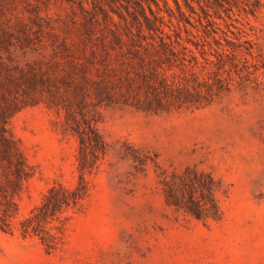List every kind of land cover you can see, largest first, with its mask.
I'll list each match as a JSON object with an SVG mask.
<instances>
[{"label":"rangeland","instance_id":"rangeland-1","mask_svg":"<svg viewBox=\"0 0 264 264\" xmlns=\"http://www.w3.org/2000/svg\"><path fill=\"white\" fill-rule=\"evenodd\" d=\"M178 1L194 26L198 15L204 21L195 1L188 0L198 15ZM251 1L228 0L224 10L201 2L222 30L232 22L255 42L254 58L243 48L234 59L241 70L226 65L231 68L229 89L200 106L168 102L148 109L143 88L127 92L119 70L102 84L111 102L98 101V87H84L81 73L75 74L78 60L61 57L65 43L79 49V62L87 61L83 53L94 60V49L115 64L118 56L110 50L115 40L108 28L125 42L126 33L137 32L133 15L140 14L133 0H0V124L31 172L15 196L13 221L54 183L72 187L83 173L89 192L79 210L64 212L70 215L64 242L50 252L37 236L23 237L18 224L12 233L0 229V264H264V0L254 14L245 5ZM158 2L161 11L154 3L151 7L168 24L163 1ZM167 2L179 18L174 1ZM145 11L150 16L146 6ZM183 24L182 42L203 61L186 41ZM230 29L237 32L233 25ZM228 36L234 42L244 39ZM243 57L249 59L248 77ZM90 76L96 78L95 69ZM84 118L107 150L96 157L88 154L93 165L82 171L84 147L70 125L73 120L84 125ZM186 168L208 172L219 182L214 192L219 218L197 219L166 203L163 180Z\"/></svg>","mask_w":264,"mask_h":264},{"label":"trees","instance_id":"trees-1","mask_svg":"<svg viewBox=\"0 0 264 264\" xmlns=\"http://www.w3.org/2000/svg\"><path fill=\"white\" fill-rule=\"evenodd\" d=\"M165 11L169 15L168 24L164 22L163 16L159 12H155L151 3H154L158 11H161L158 0H133L138 6L139 14H134L133 19L136 23L137 32L135 34L126 33V42L122 37L111 27L108 30L113 35L115 45H111L110 50H115L116 62L111 63V59L105 55L102 59L96 50L91 49V54L94 60L83 53V58H86L85 63L79 62L82 60L78 54L79 49L76 47H65V51H57L58 56L61 52L62 58L71 57L73 60H78L73 64L76 69L75 74L81 73V81L84 87L95 85L98 87L96 97L98 101L111 102V96L104 91V82L108 79L111 72L123 73V80L126 85V91H138L143 88L145 96V106L148 109H158L168 102L181 106H200L212 100L213 96L222 91L229 89L231 78L226 65L234 67V71L241 70L238 64L234 62L237 54L243 48L252 58L255 42L249 39L250 35L242 27L235 26L232 22L226 23L227 30H222L219 24L213 19L209 11L205 10L201 5L204 2L209 8L217 7L226 9L224 3L228 0H191L195 1L199 8L203 11V18L197 14L195 8L188 0H183L186 6L192 13L198 15V26H194L189 15L181 9L178 0H173L179 18L175 16L172 7H169L167 0H162ZM236 3L242 0H233ZM249 12L254 14L255 10L261 6L260 0H253L249 6ZM145 6L148 8L150 16L145 11ZM82 7V6H81ZM126 11L129 7L126 5ZM122 19L126 18L117 12ZM217 17L224 20L218 10L215 11ZM172 17L176 18V23L172 21ZM185 22L192 27H196L193 32L185 26ZM180 23L183 24L184 32L186 33V41L193 45L201 53L203 61L194 54L189 48L181 35ZM166 25L172 33L164 29ZM233 25L237 29L234 32L230 29ZM220 29L222 36H217V30ZM228 32H231L238 40L234 42L229 39ZM134 35L137 38H134ZM191 35L194 39H192ZM105 39V36L103 37ZM221 39L225 43L221 42ZM243 43H247L244 46ZM102 44H106L105 40ZM123 46H126V51H123ZM110 50L107 55H110ZM103 51H106L104 48ZM207 52L214 55L215 59H210ZM108 58V59H107ZM256 61H258L256 59ZM249 59L243 57L241 63L246 71V77L251 74L248 65ZM101 65V71H100ZM257 65V62L252 64ZM95 69L97 76H90L91 69ZM177 68L178 70H175ZM100 71V73H99ZM227 73V77L224 76ZM32 81H37L32 73ZM199 76H202L199 79ZM242 78V76H240ZM248 80V78H247ZM33 82V83H34ZM58 88V87H57ZM74 119V118H73ZM84 125H81L76 120L70 128L73 133L79 137L80 143L84 147L83 153L80 156L79 169L90 170L92 167L91 156H97L98 153L104 154L107 150V143L95 131L93 126L87 119H83ZM95 161H93L94 163ZM31 176L30 167L26 163L21 151L15 141L8 135L4 125L0 124V229L3 231L13 232L18 224V230L23 237L34 235L37 236L47 251L54 250L59 244L64 242L65 238V221L70 218V215H63L70 209L79 210L83 206V202L88 196V183L83 173L79 175V180L72 187H67L60 182L54 183L48 187L43 193L42 198L25 216L20 218L17 223L13 221L18 214V206L15 201V196L19 195V191L23 182ZM177 179V180H175ZM219 187V182L213 176L205 171H197L186 168L182 173H173L171 180H163V192L165 201L169 206L174 207L178 211H183L197 219H217L220 217V209L214 192Z\"/></svg>","mask_w":264,"mask_h":264}]
</instances>
